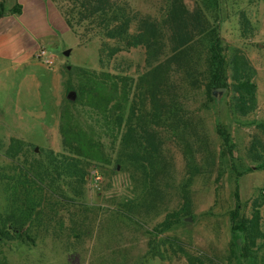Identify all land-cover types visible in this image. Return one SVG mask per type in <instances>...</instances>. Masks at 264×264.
<instances>
[{
	"label": "rangeland",
	"instance_id": "rangeland-1",
	"mask_svg": "<svg viewBox=\"0 0 264 264\" xmlns=\"http://www.w3.org/2000/svg\"><path fill=\"white\" fill-rule=\"evenodd\" d=\"M169 1L116 3L128 9L134 34L139 18L161 22ZM81 2L24 0L23 14L19 0H0L2 17L23 16L16 28L31 29L38 47L29 64L14 71L6 63L11 67L0 72V214L11 220L24 204L37 207L30 239L0 241V264H189L184 254L201 264H241L244 251L246 264H264V0H178L202 15L205 31L216 30L223 55L238 50L253 66L255 110L239 117L228 88L208 93L212 60L201 54L197 72L184 75L176 94L182 136L158 129L156 171L140 169L119 139L113 142L75 107L110 157L108 165L82 162L84 180L67 174L58 131L62 106L75 102L74 68L137 77L146 62L143 47L127 49L106 37L108 17H85ZM11 139L22 143L13 159L6 155ZM255 202L262 237L242 250L232 240L230 217L238 210L250 218Z\"/></svg>",
	"mask_w": 264,
	"mask_h": 264
},
{
	"label": "trees",
	"instance_id": "trees-1",
	"mask_svg": "<svg viewBox=\"0 0 264 264\" xmlns=\"http://www.w3.org/2000/svg\"><path fill=\"white\" fill-rule=\"evenodd\" d=\"M169 2V10L161 22L149 17L139 18L136 33L131 34V17L124 5L117 4L116 0H82L85 17H108L110 24L105 30L106 37L123 42L127 49L144 48L146 70L132 77L108 70L74 68L72 73L77 80L75 102L62 106L58 124L66 152L62 163H66L64 168L70 172L67 174L84 180L86 171L82 162L110 164L103 145L80 122L79 109L113 142L119 139L121 146L130 150L140 169L156 171L155 167L162 159L158 129L182 136L183 132L179 133L183 123L181 103L176 94L184 88V75L190 78V74L197 72L196 57L201 54L212 60L213 81L206 86L208 93L214 87L228 88L233 94L232 110L239 117H247L255 110V69L246 57L238 50L227 57L223 55L216 30L203 29V17L199 12L190 14L178 0ZM2 16L0 10V18ZM259 128L264 134V124ZM21 148V141L11 139L6 155L13 159ZM185 148L187 152L189 147L185 145ZM24 190L27 193L23 197L33 202L34 194ZM184 200L186 202L187 195ZM24 205L19 215L11 220H3L0 214V241L30 239L28 228L37 207L35 204ZM230 222L235 223L233 242L239 241L242 250L254 248L257 239L262 237L259 203H254L250 218L241 217L237 210L232 213ZM184 255L189 264H201L199 259ZM246 256V251L240 255L241 264H246Z\"/></svg>",
	"mask_w": 264,
	"mask_h": 264
},
{
	"label": "crops",
	"instance_id": "crops-1",
	"mask_svg": "<svg viewBox=\"0 0 264 264\" xmlns=\"http://www.w3.org/2000/svg\"><path fill=\"white\" fill-rule=\"evenodd\" d=\"M19 2L23 6L22 11L24 14V0H19ZM18 19L0 18V62L12 65V67L8 64H6L8 67L1 65L0 72L7 71L10 67L15 71L22 65L29 64L36 55L38 47H36V42H34L31 29L27 33L21 28L20 30L17 29V22L20 23Z\"/></svg>",
	"mask_w": 264,
	"mask_h": 264
},
{
	"label": "water",
	"instance_id": "water-1",
	"mask_svg": "<svg viewBox=\"0 0 264 264\" xmlns=\"http://www.w3.org/2000/svg\"><path fill=\"white\" fill-rule=\"evenodd\" d=\"M69 53H70V50H65L64 53H63V55H64V56H68ZM74 95H75L74 92H70V93H69V97H70V98L74 97ZM214 95L217 97L216 94H214ZM186 221L190 223V222H191V219L188 218Z\"/></svg>",
	"mask_w": 264,
	"mask_h": 264
},
{
	"label": "built area",
	"instance_id": "built-area-1",
	"mask_svg": "<svg viewBox=\"0 0 264 264\" xmlns=\"http://www.w3.org/2000/svg\"><path fill=\"white\" fill-rule=\"evenodd\" d=\"M42 54H43V52H42Z\"/></svg>",
	"mask_w": 264,
	"mask_h": 264
}]
</instances>
